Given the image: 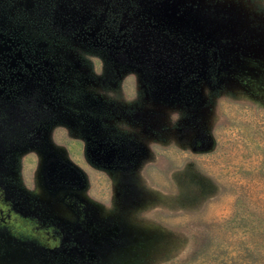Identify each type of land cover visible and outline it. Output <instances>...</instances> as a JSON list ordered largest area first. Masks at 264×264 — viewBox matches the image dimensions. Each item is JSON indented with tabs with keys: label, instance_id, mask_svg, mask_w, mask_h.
<instances>
[{
	"label": "flooded vegetation",
	"instance_id": "obj_1",
	"mask_svg": "<svg viewBox=\"0 0 264 264\" xmlns=\"http://www.w3.org/2000/svg\"><path fill=\"white\" fill-rule=\"evenodd\" d=\"M202 25L190 0H0V250L97 264L104 221L76 194L88 170L125 174L147 157L144 102L196 100L214 51ZM129 74L138 101L112 93ZM29 154L42 195L19 180ZM64 191L59 220L44 200Z\"/></svg>",
	"mask_w": 264,
	"mask_h": 264
},
{
	"label": "rangeland",
	"instance_id": "obj_2",
	"mask_svg": "<svg viewBox=\"0 0 264 264\" xmlns=\"http://www.w3.org/2000/svg\"><path fill=\"white\" fill-rule=\"evenodd\" d=\"M190 1L212 40V75L190 106L144 102L151 133L137 169L87 171L75 202L104 221L97 264H264V0ZM119 86L116 96L137 98L132 74ZM18 176L43 194L34 155L20 157ZM71 198L44 205L66 220ZM61 259L0 250V264Z\"/></svg>",
	"mask_w": 264,
	"mask_h": 264
},
{
	"label": "water",
	"instance_id": "obj_3",
	"mask_svg": "<svg viewBox=\"0 0 264 264\" xmlns=\"http://www.w3.org/2000/svg\"><path fill=\"white\" fill-rule=\"evenodd\" d=\"M68 165H70V164H68ZM44 170H45V172L48 171V174L50 173V171L52 172V169L50 170L49 166H47ZM71 170H73L74 172H76V174H78V171H77L76 167L72 166ZM79 179H80L81 182H84V180L82 178L79 177Z\"/></svg>",
	"mask_w": 264,
	"mask_h": 264
}]
</instances>
